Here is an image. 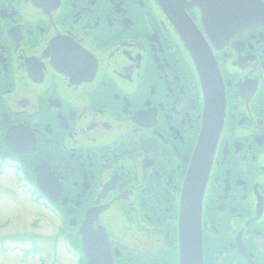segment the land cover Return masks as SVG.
<instances>
[{
	"label": "flooded vegetation",
	"instance_id": "1",
	"mask_svg": "<svg viewBox=\"0 0 264 264\" xmlns=\"http://www.w3.org/2000/svg\"><path fill=\"white\" fill-rule=\"evenodd\" d=\"M0 154L82 264H181L197 163L202 264H264V0H0Z\"/></svg>",
	"mask_w": 264,
	"mask_h": 264
},
{
	"label": "rangeland",
	"instance_id": "2",
	"mask_svg": "<svg viewBox=\"0 0 264 264\" xmlns=\"http://www.w3.org/2000/svg\"><path fill=\"white\" fill-rule=\"evenodd\" d=\"M63 229L14 183L12 171L0 168V264H76L59 235Z\"/></svg>",
	"mask_w": 264,
	"mask_h": 264
},
{
	"label": "water",
	"instance_id": "3",
	"mask_svg": "<svg viewBox=\"0 0 264 264\" xmlns=\"http://www.w3.org/2000/svg\"><path fill=\"white\" fill-rule=\"evenodd\" d=\"M197 166V173L195 175L190 173L188 177L189 180L186 181L184 185L181 229H185L186 237H184L185 239L183 240L184 246L182 247V256L180 255L181 264H202L199 220L205 176L203 174L199 175L202 165H198L197 163ZM198 184L200 185L199 190ZM37 187L41 190L39 185H37ZM42 193L44 194L43 191ZM196 194H199V199L195 198ZM81 235V247L85 258L87 259V264H111L110 260L105 258L104 252L97 251L100 249L99 245H97L98 241L91 240V238L87 237L84 232H81ZM191 247H194L195 255L193 254Z\"/></svg>",
	"mask_w": 264,
	"mask_h": 264
},
{
	"label": "trees",
	"instance_id": "4",
	"mask_svg": "<svg viewBox=\"0 0 264 264\" xmlns=\"http://www.w3.org/2000/svg\"><path fill=\"white\" fill-rule=\"evenodd\" d=\"M0 157H2L1 154ZM59 235L62 236V238L67 243L66 247H68L69 251H71L77 257L78 264H82L81 262L82 257L80 254V246H79L78 238L68 233L67 226H64V229L59 232Z\"/></svg>",
	"mask_w": 264,
	"mask_h": 264
},
{
	"label": "bare ground",
	"instance_id": "5",
	"mask_svg": "<svg viewBox=\"0 0 264 264\" xmlns=\"http://www.w3.org/2000/svg\"><path fill=\"white\" fill-rule=\"evenodd\" d=\"M199 197H200L199 194L195 195V198L199 199ZM184 237H186L185 229L184 230L180 229L179 239H180V247H181V250H180V255L181 256H182V247L184 246V243H183V240L185 239ZM101 239H98V245H99L100 249L97 250V251L98 252H104L105 258H107V260H110V263L112 264V261H111L112 257H111V253H110V247H109V245L107 244V242L104 239H102V240ZM191 248H192L193 254L195 255L194 247H191Z\"/></svg>",
	"mask_w": 264,
	"mask_h": 264
}]
</instances>
